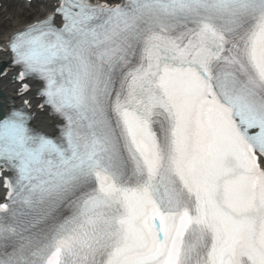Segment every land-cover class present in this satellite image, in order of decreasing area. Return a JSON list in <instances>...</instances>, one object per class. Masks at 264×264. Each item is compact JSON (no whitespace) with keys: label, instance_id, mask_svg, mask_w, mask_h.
<instances>
[{"label":"snow or ice","instance_id":"1","mask_svg":"<svg viewBox=\"0 0 264 264\" xmlns=\"http://www.w3.org/2000/svg\"><path fill=\"white\" fill-rule=\"evenodd\" d=\"M26 2L0 264H264V0Z\"/></svg>","mask_w":264,"mask_h":264},{"label":"bare ground","instance_id":"2","mask_svg":"<svg viewBox=\"0 0 264 264\" xmlns=\"http://www.w3.org/2000/svg\"><path fill=\"white\" fill-rule=\"evenodd\" d=\"M20 5V2H17V6ZM11 13V17L6 18L3 21V24L7 29L14 31L17 28L21 27L23 24L25 23H19L16 22L14 20V17L18 16V15H23L26 17V14L22 11V10H17ZM32 11H35V7L32 8ZM4 56L2 54H0V62L2 60H4ZM0 91L3 93L5 101L7 104L9 103H13V104H17V102L19 101V98L16 97L15 95V91H14V87L12 86V84H10L9 82H7L6 80H0ZM31 97V99H33V94H28L25 98ZM34 124L35 126L42 132L46 133V134H53L52 131V125H51V119L47 116H42L39 118L34 119ZM0 197H2V194H0ZM2 201V198H0V202Z\"/></svg>","mask_w":264,"mask_h":264},{"label":"rangeland","instance_id":"3","mask_svg":"<svg viewBox=\"0 0 264 264\" xmlns=\"http://www.w3.org/2000/svg\"><path fill=\"white\" fill-rule=\"evenodd\" d=\"M31 8L29 6H26V5L21 4V3L19 6H17L16 2L6 1L4 3V8L2 9V11L0 13V28H6L4 25H2L3 21L6 18L11 17L10 15L12 12L16 11L15 9L22 10L26 14V17L21 15V14L14 17V20L16 22H19L22 24L30 22L31 20H33L35 18L34 14H32Z\"/></svg>","mask_w":264,"mask_h":264}]
</instances>
